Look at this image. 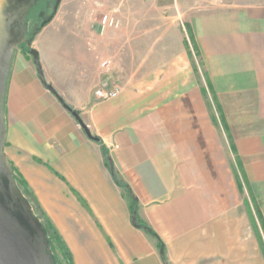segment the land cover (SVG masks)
<instances>
[{"label":"crops","instance_id":"1","mask_svg":"<svg viewBox=\"0 0 264 264\" xmlns=\"http://www.w3.org/2000/svg\"><path fill=\"white\" fill-rule=\"evenodd\" d=\"M103 1L60 0L15 52L4 100L14 177L72 264H264V0L192 8L187 24ZM106 14L117 27L101 25ZM126 189L160 247L134 225Z\"/></svg>","mask_w":264,"mask_h":264},{"label":"water","instance_id":"2","mask_svg":"<svg viewBox=\"0 0 264 264\" xmlns=\"http://www.w3.org/2000/svg\"><path fill=\"white\" fill-rule=\"evenodd\" d=\"M59 2L48 1L47 12L41 15L44 22L55 15ZM37 3L38 0H0V264H56L46 230L17 188L13 169L4 153V100L11 63L15 52L29 47L32 41L28 21ZM29 54L43 85L55 94L44 82L37 52L29 49ZM64 106L92 139L78 115Z\"/></svg>","mask_w":264,"mask_h":264},{"label":"rangeland","instance_id":"3","mask_svg":"<svg viewBox=\"0 0 264 264\" xmlns=\"http://www.w3.org/2000/svg\"><path fill=\"white\" fill-rule=\"evenodd\" d=\"M127 0H104V9L110 10L114 6H121V4L126 3ZM240 0H129L130 9L137 11L142 8H150L152 11H155L159 14V16L165 18V17H174L176 20L180 23L187 24V21L189 20V15L192 13L193 9L206 10V9H218L227 7L229 4H236L239 3ZM60 4V2H59ZM59 4L56 8V11L59 7ZM42 5V2L39 1L37 5L34 7V9L31 11L32 14L29 15V21H28V31L31 33L32 30L36 27H38L45 18H42L41 15L39 17H35L34 12L38 11L40 6ZM47 12V11H46ZM186 26V25H185ZM187 34L188 33V28ZM191 42V39L189 40ZM190 42L188 44V47L191 46ZM190 49V48H189ZM199 89L200 92H202V98L201 101L203 105L207 107L209 112V117L212 119L216 126V134L218 135V138H220V141L224 143L225 148L227 150V154L231 158L232 166H233V146L231 138H229V132L225 128V124L223 122L222 113H220L217 109V105L214 101V98L209 92L207 87V82L205 80L204 72L202 69V66L199 65ZM117 90V89H116ZM230 144L231 151L227 149L228 145ZM236 160V158H235ZM237 161V160H236ZM237 163V162H236ZM237 179H240L238 176H236ZM252 218L249 217V222L252 223V229L255 231V225H254V219H253V211H252ZM258 218V222L260 224V227L262 231L264 232V227L261 226L259 215H256ZM201 232V231H200Z\"/></svg>","mask_w":264,"mask_h":264},{"label":"trees","instance_id":"4","mask_svg":"<svg viewBox=\"0 0 264 264\" xmlns=\"http://www.w3.org/2000/svg\"><path fill=\"white\" fill-rule=\"evenodd\" d=\"M47 4H48V2H47ZM46 8H47V6H46ZM46 8L44 9L43 13L46 12ZM35 17H36V15H35ZM52 18H53V16L50 17L45 22L42 21L41 24L38 27H36L35 29H33L31 33L29 32V36L31 38H33V36L37 33V31H39V29L41 27L48 24ZM92 139L95 141H98L97 138L92 137ZM102 151L104 153V158L106 160V163H108V165L110 166V161H109V158H108V155H107L105 149H103ZM15 182H16L17 188L21 192L22 196L25 197L26 200L29 202L34 215L38 218V220L40 221V223L43 225L44 229L46 230L47 239H48L49 244H50V251H51V254L54 258L55 263L56 264H72L71 255H70L69 251L67 250L65 244L62 242L61 238L58 236V234L56 233L54 228L51 226L50 222L42 215V213H41L40 209L38 208L36 202L32 199L31 194L27 190L25 183L22 180L17 179L16 177H15ZM126 197L130 203V213H131L134 225L138 228H141L145 233H147L153 239H155L158 247H160L161 243L159 242L158 238L153 233V231L146 224L141 222L140 219L138 218L137 209H136V207H137L136 201L128 189H126Z\"/></svg>","mask_w":264,"mask_h":264},{"label":"built area","instance_id":"5","mask_svg":"<svg viewBox=\"0 0 264 264\" xmlns=\"http://www.w3.org/2000/svg\"><path fill=\"white\" fill-rule=\"evenodd\" d=\"M101 25L103 27L105 26H113V27H117L118 26V21L115 20V18H113L112 16L106 14L104 16H102L101 18ZM108 64L106 62L102 63V67H106ZM118 95V90H112L109 91L105 94V98L106 99H112L115 98Z\"/></svg>","mask_w":264,"mask_h":264},{"label":"flooded vegetation","instance_id":"6","mask_svg":"<svg viewBox=\"0 0 264 264\" xmlns=\"http://www.w3.org/2000/svg\"><path fill=\"white\" fill-rule=\"evenodd\" d=\"M41 1L42 2V5L40 6V8L38 9V11L34 12V14L36 15V17H38L39 15H41L44 11V9L46 8L47 6V2L50 1V0H38V2ZM32 13V12H31ZM30 13V14H31Z\"/></svg>","mask_w":264,"mask_h":264}]
</instances>
